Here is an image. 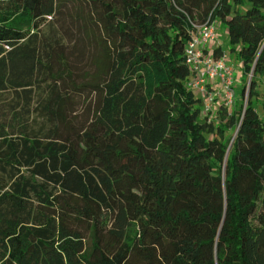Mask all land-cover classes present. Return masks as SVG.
<instances>
[{
  "label": "trees",
  "instance_id": "obj_1",
  "mask_svg": "<svg viewBox=\"0 0 264 264\" xmlns=\"http://www.w3.org/2000/svg\"><path fill=\"white\" fill-rule=\"evenodd\" d=\"M215 20L243 76L217 124L184 62ZM257 78L264 0H0V264H264Z\"/></svg>",
  "mask_w": 264,
  "mask_h": 264
},
{
  "label": "built area",
  "instance_id": "obj_2",
  "mask_svg": "<svg viewBox=\"0 0 264 264\" xmlns=\"http://www.w3.org/2000/svg\"><path fill=\"white\" fill-rule=\"evenodd\" d=\"M217 40L214 22L193 25L189 39L184 46V62L189 68L185 81L187 89L202 102L208 112L213 94L220 96L222 105L229 109L235 101L233 68L224 52L218 56L213 53L210 44Z\"/></svg>",
  "mask_w": 264,
  "mask_h": 264
},
{
  "label": "rangeland",
  "instance_id": "obj_3",
  "mask_svg": "<svg viewBox=\"0 0 264 264\" xmlns=\"http://www.w3.org/2000/svg\"><path fill=\"white\" fill-rule=\"evenodd\" d=\"M52 19V14H47L44 15V18L42 21H40L38 23V28L40 29L41 32H46L48 30V21H50ZM214 22H219L218 20H215ZM73 27V26H72ZM216 27V26H215ZM74 30V28H73ZM34 31L31 30V32ZM216 33H217V27H216ZM65 44L68 48V50H72L74 47V51H77L78 48L83 49L82 51V63L81 65H87V63L85 62V60H88V53L90 50V46L88 44L87 41H83V40H78L76 43L73 40H66ZM224 49L226 51V55L227 56V60L229 61L230 65L232 66L233 70H234V74L235 76H237L236 78H234V91H235V101L234 104L227 109L228 112H232L235 108H237L239 106L240 103V90H241V83H239V79H238V75H240L242 73L241 68L239 67V60H236L235 55L232 51H230L229 49V45L228 42H226L224 44ZM238 79V80H236ZM239 83V84H238ZM256 90L258 92V98L257 101L258 103L260 102V100H264V79L263 78H257V83H256ZM10 98V96L6 95V99L8 100ZM208 101V103L210 104L209 107V111L205 112L204 111V102L202 99V102L200 101L199 104V108H200V113H199V120H202L203 118L209 121H212L214 124H217L221 117H220V109L222 105V101L220 96L213 94L210 100H206ZM83 104L81 103V101L77 100V104H76V110L81 113L82 109H83ZM256 111L259 114V116L264 117V111L262 110L261 105H256ZM228 135L232 133V130H229Z\"/></svg>",
  "mask_w": 264,
  "mask_h": 264
},
{
  "label": "crops",
  "instance_id": "obj_4",
  "mask_svg": "<svg viewBox=\"0 0 264 264\" xmlns=\"http://www.w3.org/2000/svg\"><path fill=\"white\" fill-rule=\"evenodd\" d=\"M214 24L217 27V40L214 43L210 44V47L214 50H218L216 55H219L221 52H224L226 54V51L224 49V44L226 42H228L226 27L222 23H219V22H214ZM233 53L235 55L236 60H239L236 53L235 52H233ZM226 56H228V55H226ZM239 67L241 68L240 61H239ZM233 73H234V70H233ZM236 77L237 76H235V74H234V78H236ZM238 79H239V83H241V80L243 79L242 73L240 75H238ZM238 79H236V80H238Z\"/></svg>",
  "mask_w": 264,
  "mask_h": 264
},
{
  "label": "water",
  "instance_id": "obj_5",
  "mask_svg": "<svg viewBox=\"0 0 264 264\" xmlns=\"http://www.w3.org/2000/svg\"><path fill=\"white\" fill-rule=\"evenodd\" d=\"M250 77H251V74H249L248 81L250 80ZM247 87H248V84H247Z\"/></svg>",
  "mask_w": 264,
  "mask_h": 264
}]
</instances>
